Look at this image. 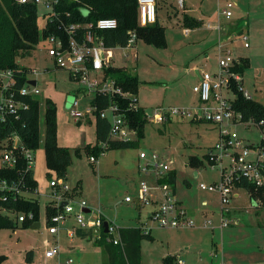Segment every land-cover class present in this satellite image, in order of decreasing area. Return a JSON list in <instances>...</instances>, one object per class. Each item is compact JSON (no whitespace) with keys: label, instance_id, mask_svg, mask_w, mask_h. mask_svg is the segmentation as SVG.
Listing matches in <instances>:
<instances>
[{"label":"rangeland","instance_id":"1","mask_svg":"<svg viewBox=\"0 0 264 264\" xmlns=\"http://www.w3.org/2000/svg\"><path fill=\"white\" fill-rule=\"evenodd\" d=\"M182 1L184 4H181ZM229 1L232 3L229 9L232 16L227 19L220 14L227 7L225 1L157 0V19L164 27V44L157 45L138 38L135 46H115L104 50L107 64L127 67L132 74L138 75L137 105L144 109L147 122L137 146L109 149L97 158L96 163L91 162L87 151L81 150L80 154L74 151V148L84 147L82 136L94 137L93 125H89L86 117L79 118L80 122H77L70 114L72 99L82 85L70 78L68 70L54 68V61L47 51V39H42L32 53L17 57L20 66L41 73L38 76L40 97L52 100L56 106L57 141L60 145L73 148L66 176L59 177L53 173V179L64 178L71 188L78 186L79 193L75 199L85 200L91 209H101L104 215L107 211L109 216L106 218L118 227L139 224V215H142L144 226L148 222L154 224L151 227L155 231L152 230L151 235L142 240L143 264H163L169 255L164 254L166 251L171 249V255L181 253V250H174L182 246L178 230L162 228L152 217L151 204L139 212L134 207L135 201L129 205L124 201L126 195L136 196V189L142 180L155 186L153 178H140V174L146 176L138 169V164L144 161L141 153L146 158L154 153L165 161L175 172L176 196L182 195L187 201L194 202V208L202 213L201 221L191 218L196 226L206 230L200 238L204 245L205 264H210V259L217 261L221 256V242L215 239L219 234L220 240L222 236L226 241L228 252L232 253V264H264V199L252 198L246 187H234L227 205L230 224L221 228L219 193L203 190L199 186L200 183L210 184L220 180L219 169L212 168L207 157L210 147L220 138V129L217 124L196 117V110L204 104L193 88L198 83L196 69L210 73L218 70V44L230 49L236 60L248 59L249 66L241 73L244 89L254 100L264 104V0ZM46 11L45 4L39 3L40 29L46 22L43 15ZM185 16L202 19L201 25L187 26ZM243 22L247 24L242 25ZM244 35L248 37V45ZM51 66L54 70L45 72ZM92 94H78V110L85 111ZM236 94L234 89L225 90L230 100H234ZM175 109L179 113H173ZM44 111L43 104L40 110L42 120ZM155 111L163 115L164 121L154 119ZM232 131L252 146L258 145L262 137L260 127L253 120L238 122L232 126ZM135 134H131L132 139L136 138ZM34 154V176L39 189L36 221L40 226L32 228L28 225L32 220L29 217L26 222L16 223V214L0 207V214L13 219L12 225L0 227V264H66L69 257L74 264H102L101 255L95 253L97 247L90 241L74 237L76 241L73 243L63 228L58 235L49 233L46 207L52 201L53 189L50 176L46 173L42 144ZM30 213L19 212V215L29 216ZM205 220L208 221L206 226ZM69 223H72L70 227L79 225L72 220ZM139 227L143 228L140 224ZM144 228V232H149L148 226ZM71 244L81 248L88 246L85 247L88 251L71 253ZM54 246L59 247V253L47 258L45 252ZM30 250L33 252L28 260L26 253ZM226 261L223 262L229 264Z\"/></svg>","mask_w":264,"mask_h":264},{"label":"built area","instance_id":"2","mask_svg":"<svg viewBox=\"0 0 264 264\" xmlns=\"http://www.w3.org/2000/svg\"><path fill=\"white\" fill-rule=\"evenodd\" d=\"M17 1L19 3L32 2L37 5L43 3L47 10H51L54 3V0ZM218 1H225L227 5L220 14L230 18L232 13L229 9L232 3L229 0ZM138 13L139 23L142 26L155 23L157 21V0H138ZM117 27V19L111 17L99 18L95 22L64 25L61 34H51L46 38L48 54L53 59L57 69L68 70L72 79L78 81L87 92L93 93L94 96L114 97L116 93L123 94L122 89L116 86L114 79L107 75L104 70L106 63L103 53L108 46L100 35L101 30ZM243 39L248 45V37L244 35ZM136 40V33L131 32L126 46L123 47L135 46ZM218 56V70L213 73L201 72L200 80L193 88L199 93L204 104L196 110V117L215 123L220 129V138L214 146L210 147L207 155L212 168L219 169L220 180L210 184L200 183L199 186L203 190L219 193L221 203L220 227L222 228L230 224V220L227 218L230 210L227 205L232 189L245 182L252 184L255 188L264 186V120L261 119L256 122L262 134L258 145H248L236 133H233L232 126L244 121L242 114L234 108V100H230L225 95V90H233L236 85L246 98H251V95L241 83V73L233 69L239 60L232 56L231 50L223 44H218ZM38 76L39 72L31 69L26 83L21 86L17 83L12 70H0V118L2 121H6L8 116L19 119L22 110L29 107L26 98L40 95ZM30 80H36V83L32 84ZM78 105L79 98L75 97L71 103L70 113L76 119L99 111L102 118L110 120V138L130 140L132 139L131 134L136 133L129 126L124 113L112 98L104 109H99L98 102H94V100L87 105L84 112L77 109ZM172 112L179 113V110L175 109ZM153 116L158 122L164 121L163 115L158 111H155ZM140 157L144 159L139 165L140 171L153 176L155 186H151L146 180H142L136 196L137 200L142 204H149L153 198L157 199L158 207L152 217L158 221L160 227H194L195 221L187 214V210L179 204L171 184L167 181L170 177V166L154 153L150 158H146L144 153H141ZM34 159V151L25 144L17 131H12L3 141H0V165L14 168L23 160L26 167L30 169L34 167ZM90 160L95 162L97 158L91 156ZM23 185L22 181L20 183L15 179H0V192L9 193L16 197L26 193ZM50 186L53 188L52 204L58 208V211L49 217L48 230L50 233H57L60 225L68 217L74 216L81 227L102 229L104 223L107 222V241L120 244V228L113 221H105L100 209L95 211L94 216L86 217L84 211L87 207L86 201L74 199L72 188L64 178H52ZM125 200L133 201V197L126 196ZM25 217L23 214L18 215V221H24ZM28 217L33 218V213H30ZM207 222L205 220V226ZM58 253L59 247L54 246L48 249L45 255L47 258H51ZM69 261L71 262L72 259ZM176 263L186 264L182 258H178ZM222 264L227 263L223 262Z\"/></svg>","mask_w":264,"mask_h":264},{"label":"trees","instance_id":"3","mask_svg":"<svg viewBox=\"0 0 264 264\" xmlns=\"http://www.w3.org/2000/svg\"><path fill=\"white\" fill-rule=\"evenodd\" d=\"M43 15L46 22L40 29L36 3L0 0V70H12L17 83L21 86L26 83L30 70L20 66L17 57L32 53L37 44L49 35L61 34L64 25L95 22L99 18L111 17L117 19L118 27L100 31V35L108 47L126 46L131 32L136 33V39L143 38L149 43L164 44V27L158 20L146 26L139 23L138 0H54L52 9L47 10ZM184 23L191 27L200 24L190 16H185ZM248 66V59L245 58L241 59L233 69L243 73ZM104 70L114 79L116 86L122 89L123 94L116 93L114 97L96 95L94 102H98L99 109H104L111 98L116 101L129 126L135 130L136 138L130 140L110 138V120L102 118L99 111H96L94 114L96 116L97 143L74 148L78 154L81 150H85L90 154V157L95 156L96 158L109 149L137 146L139 139L144 135V125L147 122L144 109L137 105L136 95L140 84L138 75L132 74L126 67L113 65L105 66ZM70 78L72 79L71 76ZM233 88L237 91L233 102L234 108L242 114L243 121L264 120V104L253 98H246L236 85ZM26 101L29 103V107L22 110L19 119L8 116L6 121H2L0 118V141H3L9 133L15 130L33 151L42 144L45 149L46 173L50 176V180L54 176L53 173L59 177H65L72 162L73 148L60 145L57 141L55 104L52 100L40 97V95L26 98ZM43 104L45 111L42 120L40 110ZM42 126L44 127L43 131ZM175 178V172L171 171L167 181L172 188H175ZM0 179H15L20 183L22 181L26 191L16 197L0 192V207L15 213L16 223L19 222V212L33 213V218H29L32 220L27 223L28 225L37 222L39 196L34 168L28 169L23 160L14 168L0 165ZM239 186L246 187L252 198L264 199V186L255 188L247 182ZM46 209L48 218L58 211L52 201L47 204ZM27 219L26 215L22 222H26ZM12 224L13 219L10 216L0 214V227ZM76 234L81 237H90L91 231L78 228ZM149 234L140 227H124L120 230L121 244L114 245L107 242L108 234L104 232L96 242L108 255L105 264H142L141 241L144 237L150 236ZM31 256L32 251L30 250L26 253V258L30 260Z\"/></svg>","mask_w":264,"mask_h":264},{"label":"crops","instance_id":"4","mask_svg":"<svg viewBox=\"0 0 264 264\" xmlns=\"http://www.w3.org/2000/svg\"><path fill=\"white\" fill-rule=\"evenodd\" d=\"M181 4H184V1H182V3ZM192 17V16H191ZM192 18H194V17H192ZM226 18V17H225ZM194 19H196L198 22H202V19L201 20H199L198 18H194ZM219 19V18H218ZM228 19V18H227ZM158 20V19H157ZM201 22H200V24L199 25H197V26H195V27H198V26H200L201 25ZM247 23L246 22H243V24L242 25H246ZM240 28H243L242 26L240 27ZM186 33H188L189 31H188V29L186 28ZM241 32V31H240ZM103 55H104V53H103ZM240 61V60H239ZM105 63H106V59H105ZM111 64H107L106 63V65L105 66H110ZM56 66L54 65V68H55ZM54 68L51 66V67H47L46 69H45V72H50V70H54ZM127 68V67H126ZM201 72H203L202 70H200V69H196V73H197V79H198V82H199V80H200V74H201ZM40 74L41 73H39V76H40ZM37 80H38V78H37ZM35 82H36V80H35ZM242 85H243V87H244V84H243V77H242ZM246 90V89H245ZM248 91V90H247ZM77 94L74 96V98L75 97H78L79 95V93H83L84 95L85 94H87L88 92L83 88V87H80V88H78L77 89ZM249 92V91H248ZM74 98L72 99V101L74 100ZM94 98H95V96H94V94H92V99L91 100H89V102H87V105L89 104V103H91L93 100H94ZM251 98H252V96H251ZM71 114V113H70ZM72 116V115H71ZM88 116V117H87ZM83 117H86L87 118V121H88V123H89V125H93V134H94V137L92 138V136H90L89 138H87V137H85V135L84 136H82L83 138H84V143H83V145L85 146V145H87V144H91V145H94V144H96L97 143V136H96V116H95V114H87V115H85V116H83ZM75 118V117H74ZM81 118V117H80ZM79 119V118H78ZM78 119H76L75 118V120H77V122H80ZM82 137H81V139H82ZM80 140V139H79ZM123 155H125V154H123ZM123 158H125V157H123ZM140 159V158H139ZM97 161H95V162H92V163H96ZM138 162H140V160L138 161ZM101 164H102V162H100ZM100 164V165H101ZM140 164V163H139ZM139 164H138V169H139ZM139 172H141L140 171V169H139ZM143 173V172H142ZM144 174V173H143ZM146 176H143V175H141L140 174V178H141V180L142 179H144V178H153V180H154V177L153 176H151V175H147V174H145ZM196 175H197V173H196ZM65 180V179H64ZM66 181V180H65ZM67 182V181H66ZM141 183V182H140ZM139 186H140V184L138 185V187H137V189H136V196H137V194H138V189H139ZM78 187V186H77ZM77 187H72V196L74 197V199L76 198V194L77 193H79L78 192V188ZM53 189V188H52ZM174 189V192H175V195L177 194L176 193V188H173ZM52 192H53V190H52ZM38 193H39V189H38ZM234 195H237V193H235ZM126 196H129V195H126ZM126 196H125V198H126ZM136 196L133 198V201H130V202H128V201H126L125 200V198H124V201H125V203H127L128 205L130 204V203H132V202H134L135 201V203H134V207H137L138 209H139V212H142V209L144 208L145 209V206L146 205H150L151 204V210L154 212L156 209H157V207H158V203H157V199L156 198H153V200H151V202L149 203V204H142V203H140L138 200H137V198H136ZM176 198H177V200H178V202H179V204L182 206V207H184L186 210H187V214L190 216V217H194L196 220H198V221H201L202 220V213L200 212V211H198V210H196L195 208H194V202H192V201H187V199L185 198V197H183L182 195H179V196H176ZM76 200V199H75ZM87 210V211H86ZM97 209H95V210H93V209H91L90 207H89V205H88V203H87V207L84 209V211H85V213H86V217H92V216H94V214H95V211H96ZM101 210V209H100ZM151 211V212H152ZM150 212V213H151ZM105 213V215L103 214V216H104V219H105V221H111V220H109V219H107L106 217L107 216H109V215H107V214H109L107 211H105L104 212ZM149 213V214H150ZM141 216L142 215H139V217L140 218H138V219H140L139 220V224L141 225V226H143V228H141L142 230H145V226H148V230H149V235H151V232H152V230H153V227H151L152 225H154V224H152L151 222L149 223H146L147 225H143L145 222H143V220H141L142 218H141ZM144 216V215H143ZM145 217V216H144ZM74 221V222H76V220H75V218H74V216H70V217H68L61 225H60V227H59V230H58V232L57 233H50L51 235H58V233H59V231L61 232V230H62V228H63V230H65V233H66V235H68L69 237H70V239H71V241L73 242V243H75V241L76 240H73L74 239V237H76V238H79V239H81V240H88V241H90L91 243H92V245H94V246H96L97 247V249L98 250H95V253H98V255H101V258H102V264H105V262H107V260H108V255L103 251V248H102V246H100L97 242H96V240H98L99 238H101L102 237V232H104V233H106L107 234V231H105V227L104 228H96V227H81L80 225H72V227H70V224H72V223H69V221ZM48 221H49V218H48ZM49 223V222H48ZM77 223V222H76ZM139 224H136V223H133V224H131V225H127V226H122V227H119L120 228V230H121V228H124V227H132V228H137V227H139ZM32 225H35L36 227L39 225L40 226V224L38 223V222H35L34 224H32ZM38 226V227H39ZM37 227V228H38ZM78 228H82V229H85V230H89V231H91V236L89 237V236H86V237H81V236H79V235H77L76 234V230L78 229ZM163 228V227H162ZM167 229H171V230H178L177 231V234H178V237H179V243L181 244L180 246H182V247H178V248H176L175 250H174V252H177L178 250L180 251H182L181 253H176V254H173V255H171L172 253V251H171V249H169L168 251H166L164 254H169L168 255V258H167V260H166V262H164L163 264H177L176 263V261H177V259L178 258H182V259H184V261H185V263L186 264H205V260H204V256H203V254H204V251H203V243L201 242V236H203L204 235V232L206 231L203 227H201L200 225H195L194 227H189V228H187V227H183V228H174V227H169V228H167ZM214 228H212V231L214 232V230H213ZM49 231V230H48ZM153 231H155V230H153ZM222 233V232H221ZM119 235H120V231H119ZM107 237H108V235H107ZM107 237H106V240H107ZM227 237H228V235H227ZM120 238H121V235H120ZM215 239L218 241V243L219 242H221V245H222V247H221V256H220V258L219 259H217V261H214L213 259H210V264H214L213 262H215V264H222V262L223 261H228L229 262V264H232L231 262H232V259H231V254L232 253H230V252H228V250H229V248H228V245H227V243H226V241L224 240V239H222V236H221V240H220V234L218 235V236H216L215 237ZM143 240V239H142ZM169 240V242L171 243L172 242V240H171V238H169L168 239ZM107 242H109V241H107ZM109 243H112V242H109ZM218 243H216V248L218 247ZM112 244H114V243H112ZM120 244H121V242H120ZM223 244L225 245V246H223ZM114 245H118V244H114ZM88 248V246H83L82 248L80 247V246H75V245H73V244H71L70 245V247H69V251L71 252V253H77V254H79V253H82V251L81 250H85V251H88L86 248ZM182 248V249H181ZM223 248H226V250L225 251H223ZM183 250H185V251H183ZM32 251V250H31ZM33 252V251H32ZM142 253H143V244H142V241H141V262H142ZM97 258H99L98 256H97ZM70 259H72V257H69L68 258V260L65 262L66 264H74V262H73V259H72V261L70 262L69 260ZM226 261V262H227ZM142 264H143V262H142Z\"/></svg>","mask_w":264,"mask_h":264},{"label":"water","instance_id":"5","mask_svg":"<svg viewBox=\"0 0 264 264\" xmlns=\"http://www.w3.org/2000/svg\"><path fill=\"white\" fill-rule=\"evenodd\" d=\"M30 82H31L32 84H35V83H36L35 80H30ZM86 211H87V210H86ZM38 226H39V225H38ZM38 226H37V227H38ZM107 226H108V223L105 222V223H104L105 231L108 230V227H107ZM31 227H32V228H37L35 225H32Z\"/></svg>","mask_w":264,"mask_h":264}]
</instances>
